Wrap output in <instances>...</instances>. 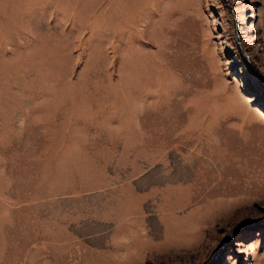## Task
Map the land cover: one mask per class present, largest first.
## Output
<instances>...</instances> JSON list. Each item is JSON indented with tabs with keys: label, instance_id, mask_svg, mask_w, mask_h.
Wrapping results in <instances>:
<instances>
[{
	"label": "rangeland",
	"instance_id": "rangeland-1",
	"mask_svg": "<svg viewBox=\"0 0 264 264\" xmlns=\"http://www.w3.org/2000/svg\"><path fill=\"white\" fill-rule=\"evenodd\" d=\"M0 264H264V0H0Z\"/></svg>",
	"mask_w": 264,
	"mask_h": 264
}]
</instances>
